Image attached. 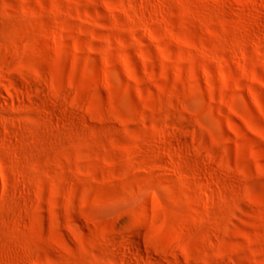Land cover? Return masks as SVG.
Returning <instances> with one entry per match:
<instances>
[{
	"label": "rangeland",
	"instance_id": "374dc122",
	"mask_svg": "<svg viewBox=\"0 0 264 264\" xmlns=\"http://www.w3.org/2000/svg\"><path fill=\"white\" fill-rule=\"evenodd\" d=\"M0 264H264V0H0Z\"/></svg>",
	"mask_w": 264,
	"mask_h": 264
}]
</instances>
